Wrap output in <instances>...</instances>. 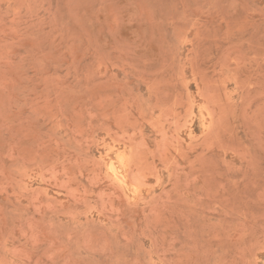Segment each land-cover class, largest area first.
Returning <instances> with one entry per match:
<instances>
[{"label": "rangeland", "instance_id": "1", "mask_svg": "<svg viewBox=\"0 0 264 264\" xmlns=\"http://www.w3.org/2000/svg\"><path fill=\"white\" fill-rule=\"evenodd\" d=\"M0 264H264V0H0Z\"/></svg>", "mask_w": 264, "mask_h": 264}]
</instances>
